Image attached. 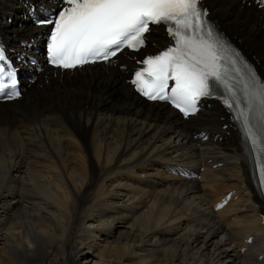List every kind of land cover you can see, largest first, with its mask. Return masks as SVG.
Masks as SVG:
<instances>
[{"label": "bare ground", "instance_id": "6f19581e", "mask_svg": "<svg viewBox=\"0 0 264 264\" xmlns=\"http://www.w3.org/2000/svg\"><path fill=\"white\" fill-rule=\"evenodd\" d=\"M250 50L264 68V39ZM118 83L56 78L0 105V264H264V207L218 107L183 123Z\"/></svg>", "mask_w": 264, "mask_h": 264}, {"label": "snow or ice", "instance_id": "6c2138e0", "mask_svg": "<svg viewBox=\"0 0 264 264\" xmlns=\"http://www.w3.org/2000/svg\"><path fill=\"white\" fill-rule=\"evenodd\" d=\"M36 23L52 26L48 63L61 70L112 63L126 48L139 51L150 26L163 24L174 43L140 62L143 67L131 81L136 91L152 101L170 102L189 117L199 111L202 98L223 86L222 102L244 142L258 153L264 183V80L216 30L202 0H62L58 13ZM5 88L8 99L21 94L0 47V91Z\"/></svg>", "mask_w": 264, "mask_h": 264}, {"label": "rangeland", "instance_id": "374dc122", "mask_svg": "<svg viewBox=\"0 0 264 264\" xmlns=\"http://www.w3.org/2000/svg\"><path fill=\"white\" fill-rule=\"evenodd\" d=\"M90 255V258L89 259H91V260H87V261H90L89 262V264H101V262L97 259V258H93L92 256H91V254H89ZM84 261H81V263H83ZM84 264V263H83Z\"/></svg>", "mask_w": 264, "mask_h": 264}]
</instances>
